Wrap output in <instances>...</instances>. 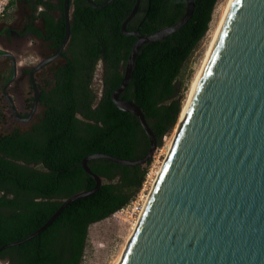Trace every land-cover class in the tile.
<instances>
[{
	"label": "trees",
	"instance_id": "1",
	"mask_svg": "<svg viewBox=\"0 0 264 264\" xmlns=\"http://www.w3.org/2000/svg\"><path fill=\"white\" fill-rule=\"evenodd\" d=\"M15 0H9V4ZM100 4L104 0H92ZM190 18L162 39L140 46L130 80L119 97L135 102L152 129L157 146L174 127L181 107L177 81L183 64L209 29L218 0H193ZM135 0H111L94 8L86 0H69L70 35L49 72L37 84L39 109L28 124L8 125L0 106V247L41 226L69 196L92 188L94 179L80 161L92 153L124 159L142 157L149 138L138 119L119 109L110 94L122 80L136 37L124 35L122 20ZM43 9L35 13L36 4ZM63 0H34L30 27L50 41L52 52L64 34ZM185 0H140L126 30L152 33L178 21ZM102 90L92 87L97 65ZM144 164L124 165L106 158L87 161L101 177L98 189L69 202L39 234L0 250L8 264H81L91 223L120 210L139 190Z\"/></svg>",
	"mask_w": 264,
	"mask_h": 264
},
{
	"label": "water",
	"instance_id": "2",
	"mask_svg": "<svg viewBox=\"0 0 264 264\" xmlns=\"http://www.w3.org/2000/svg\"><path fill=\"white\" fill-rule=\"evenodd\" d=\"M86 1L101 8L111 0ZM139 1L120 25L124 35L136 39L122 80L110 97L119 109L138 119L149 138L147 152L137 159L106 153L85 156L80 165L94 179V186L63 200L41 226L0 250L39 234L69 202L98 189L101 177L89 169L88 160L101 157L138 165L151 158L157 147L155 135L141 108L119 93L130 80L140 46L179 29L190 18L194 1L185 0L178 21L148 34L126 30ZM62 11L63 37L53 53L30 70L33 109L27 118L17 115L20 120H28L37 105L33 73L56 59L68 41L69 0H63ZM11 61L10 80L16 72L13 56ZM177 120L169 151L118 264H264V0L232 1L186 112Z\"/></svg>",
	"mask_w": 264,
	"mask_h": 264
},
{
	"label": "rangeland",
	"instance_id": "3",
	"mask_svg": "<svg viewBox=\"0 0 264 264\" xmlns=\"http://www.w3.org/2000/svg\"><path fill=\"white\" fill-rule=\"evenodd\" d=\"M15 1H17V7L15 5ZM15 1L12 4H9L8 0L3 11V16L0 15V22H7L11 26L20 25L22 16L19 9L22 6L19 0ZM225 2L226 0H218L216 2L211 15L212 19L209 22V29L199 40L190 56L183 64L181 73L179 75V83L177 81L181 99V107L190 90L192 79L194 78L201 65L213 30L220 16L221 8L224 6ZM22 48L24 53H22V55H20L18 59L17 64L19 66H32L49 52V49L46 45L44 46L37 40L32 39H27L24 42ZM101 75L102 68L99 62L92 81V87L98 96L100 95L102 90ZM13 90V87H10V91ZM14 101L16 103L17 99H14ZM177 121L171 131L163 135L161 145L155 148L150 158V162L146 165L147 171L144 179L145 185L142 189L143 194H146L148 193V191H150L154 171L156 170V168L162 165L166 157V154L176 132ZM140 187L142 188V186ZM133 206V203L128 202V204L125 205L122 209L117 210L110 216L93 222L89 225L81 264H115L118 255H120V253H123L125 249L124 247H126V244L128 243V240L130 238L129 236L133 232V223L135 222L138 214L134 212ZM0 264L8 263L6 260H0Z\"/></svg>",
	"mask_w": 264,
	"mask_h": 264
},
{
	"label": "flooded vegetation",
	"instance_id": "4",
	"mask_svg": "<svg viewBox=\"0 0 264 264\" xmlns=\"http://www.w3.org/2000/svg\"><path fill=\"white\" fill-rule=\"evenodd\" d=\"M19 1L22 6L19 9L22 16L20 25L11 26L7 22H0V106L2 107L3 112L6 116L8 125L11 123H15L19 126H22L28 124L31 118L39 109L37 101L35 110L28 120L25 121L17 118V115L23 119L27 118L33 109L34 90L30 82L29 72L39 61L38 60L32 66H19L17 64L18 59L20 55L24 53L22 46L27 39H32L37 40L44 46H47L49 52L44 55V57L51 55L53 52L50 46V41L36 37L35 33L30 30V27H34L36 29L39 28L38 20H34L33 22H31V5L34 0ZM16 2L17 1H15V5L17 7L18 5ZM42 9L43 6L37 3L35 13ZM9 54L14 57L16 66L15 76L12 80L10 79L13 74V69L11 56ZM46 65L47 63L33 73V78L36 86L43 80L46 75L49 74V72L46 71ZM10 87H13L14 90L10 91ZM14 99H17L16 103ZM13 109L15 110V113L13 112Z\"/></svg>",
	"mask_w": 264,
	"mask_h": 264
},
{
	"label": "bare ground",
	"instance_id": "5",
	"mask_svg": "<svg viewBox=\"0 0 264 264\" xmlns=\"http://www.w3.org/2000/svg\"><path fill=\"white\" fill-rule=\"evenodd\" d=\"M232 1H233V0H226L224 6L221 8L220 16H219L218 21H217V24H216V26H215V28H214V30H213V33H212V36H211L210 42H209L208 47H207V49H206V51H205V54H204V57H203V59H202L201 65H200L198 71L196 72L194 78L192 79V82H191V84H190V90H189V92H188V95H187L185 101L183 102V105H182V108H181V113L179 114V117H180V118H182V117L184 116L185 112H186V109H187V107H188V105H189V102H190V100H191L192 94H193V92H194V90H195V88H196V85H197V83H198V81H199V78H200L201 73H202V71H203V69H204V66H205V64H206V62H207V60H208V58H209V56H210V53H211V51H212V49H213V47H214V44H215L216 38H217V36H218V33H219L220 29H221V26H222V24H223V22H224V19H225L226 15H227V12H228V10H229V7H230ZM176 130H177V125H176ZM170 146H171V145H170ZM169 148H170V147H169ZM168 151H169V149H168ZM167 153H168V152H167ZM161 166H162V165H160V166H159L158 168H156V170L154 171V176H153V179H152V181H151L150 191H151V188H152V186H153V184H154V182H155V180H156V178H157V176H158V173H159V171H160V169H161ZM150 191H148V193H147L146 196L144 197L142 208L139 210V215H140V213H141V211H142V209H143V206H144V204H145V201H146V199H147V197H148ZM139 215L136 217V220H135V222L133 223V227H132L133 230H134V228H135V225H136L137 220H138L137 218L139 217ZM131 235H132V234H131ZM131 235H130L129 237H131ZM129 239H130V238H129ZM128 241H129V240H128ZM124 248H125V247H124ZM121 256H122V253H120V255H118L115 264H118V263H119V261H120V259H121Z\"/></svg>",
	"mask_w": 264,
	"mask_h": 264
},
{
	"label": "built area",
	"instance_id": "6",
	"mask_svg": "<svg viewBox=\"0 0 264 264\" xmlns=\"http://www.w3.org/2000/svg\"><path fill=\"white\" fill-rule=\"evenodd\" d=\"M7 2H8V0H0V3H1L0 4V15H3V11L5 9V5L7 4ZM144 185H145V180H143V182L141 184L142 188L141 187L139 188L141 190H138L136 192V194L129 201V202L134 204L133 210H134V212L138 213L137 216L139 215V210L142 208L144 197L147 194V193L146 194L142 193V189H143Z\"/></svg>",
	"mask_w": 264,
	"mask_h": 264
}]
</instances>
